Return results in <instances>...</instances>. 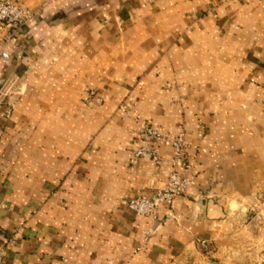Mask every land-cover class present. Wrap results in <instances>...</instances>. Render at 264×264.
<instances>
[{"label":"crops","instance_id":"obj_1","mask_svg":"<svg viewBox=\"0 0 264 264\" xmlns=\"http://www.w3.org/2000/svg\"><path fill=\"white\" fill-rule=\"evenodd\" d=\"M15 1L36 19L0 26L4 264H264V0ZM143 121L186 131L158 219L123 204L172 170L167 143L133 160Z\"/></svg>","mask_w":264,"mask_h":264},{"label":"built area","instance_id":"obj_2","mask_svg":"<svg viewBox=\"0 0 264 264\" xmlns=\"http://www.w3.org/2000/svg\"><path fill=\"white\" fill-rule=\"evenodd\" d=\"M35 19V12L30 7L15 0H0V26L10 29L11 35L17 29L32 24ZM0 56L3 58L9 57L5 51H0ZM9 91L8 83L4 82L0 86V101L7 97ZM90 94L96 96L95 90H91ZM120 108L127 113L130 112L125 104H121ZM138 135L146 143L134 150L133 160L136 161L146 157L156 165H161L162 157L159 155L156 145L167 143L173 151L171 157L172 170L164 185L154 194L150 196L139 195L126 199L123 204L138 216L158 219L160 211L162 209L170 210L176 198L183 195L191 183V179L184 173L188 169L186 131L181 129L178 133L171 134L162 131L149 121H143ZM6 243L7 241L0 242V264L5 262Z\"/></svg>","mask_w":264,"mask_h":264},{"label":"water","instance_id":"obj_3","mask_svg":"<svg viewBox=\"0 0 264 264\" xmlns=\"http://www.w3.org/2000/svg\"><path fill=\"white\" fill-rule=\"evenodd\" d=\"M3 80V79H2ZM0 81H1V79H0Z\"/></svg>","mask_w":264,"mask_h":264}]
</instances>
